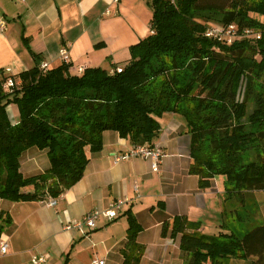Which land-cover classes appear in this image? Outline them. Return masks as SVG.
Listing matches in <instances>:
<instances>
[{
	"label": "trees",
	"instance_id": "16d2710c",
	"mask_svg": "<svg viewBox=\"0 0 264 264\" xmlns=\"http://www.w3.org/2000/svg\"><path fill=\"white\" fill-rule=\"evenodd\" d=\"M149 7L152 32L111 72H76L67 62L16 76L0 70V198L57 199L82 178L88 152L102 149L105 131L152 149L158 118L176 114L185 123L189 173L198 177L199 188L225 176L222 221L216 233L206 234L200 222L174 216L162 223L161 236L178 239L185 264H264V222L234 218L248 224L237 235L227 214L235 199L244 203L248 194L264 193V0H150ZM230 27V40L206 37L210 29ZM8 79L14 81L11 90L3 88ZM249 102L254 107L246 116ZM10 104L19 111L15 125L7 114ZM243 121L256 130L246 131ZM31 148L46 151L49 167L25 177L20 159ZM3 222L9 224L0 213V231ZM128 224L126 247L134 258L124 264H137L141 228L132 215Z\"/></svg>",
	"mask_w": 264,
	"mask_h": 264
},
{
	"label": "crops",
	"instance_id": "0c3cea01",
	"mask_svg": "<svg viewBox=\"0 0 264 264\" xmlns=\"http://www.w3.org/2000/svg\"><path fill=\"white\" fill-rule=\"evenodd\" d=\"M149 2L0 0V23L5 25L0 30V70L16 76L41 63L56 67L64 62L60 53L65 49L72 70L102 67L111 72L130 59L131 46L152 32ZM7 114L11 124L18 123L15 104L7 107ZM158 122L160 133L153 148L162 156L157 171L150 159L115 161L134 146L118 133L105 131L102 149L88 152L82 178L54 206L48 205L49 197L28 202L0 198V213L9 220L0 231V241L9 246L0 254V264H33L34 257L43 258L42 264H91L94 259L124 264L134 258L126 247L129 215L141 228L135 239L143 250L137 264H185L178 239L162 237L161 225L184 216L200 222L203 233H216L224 186L212 179L209 188L200 189L198 177L189 173V136L181 116L165 113ZM48 167L46 151L31 148L21 156L25 177ZM116 200L122 201L116 219L99 218L92 230H64L66 224L93 210H105Z\"/></svg>",
	"mask_w": 264,
	"mask_h": 264
},
{
	"label": "built area",
	"instance_id": "2783aa9c",
	"mask_svg": "<svg viewBox=\"0 0 264 264\" xmlns=\"http://www.w3.org/2000/svg\"><path fill=\"white\" fill-rule=\"evenodd\" d=\"M4 29H5L4 23H0V30H4ZM234 29H235L234 27H230L227 30L213 28L207 31L206 37L219 39V40H223V39L230 40V37L232 35L231 30H234ZM245 34L249 36H254L256 37V39L260 38L259 34L254 33L253 31H246ZM60 55H61L62 60L68 63L69 58H68L67 51L65 49L61 50ZM47 68L49 67L46 63L40 64V69L42 71H45ZM79 71L81 72L82 69H79ZM116 71L120 72L121 70L119 68H116ZM5 72L8 73L9 70H5ZM13 86H14V81L12 79H8L4 83L3 88L6 90H11ZM161 156H162V152L158 148L150 149L147 146H137V147H133L130 151L122 155L115 156L114 160L122 161V160H127V159L135 158V157L150 159L152 160V169L154 171H157V166H158L159 159L161 158ZM55 204H56V199L54 198L48 199L49 206H54ZM121 206H122V201L116 200L115 202L111 203L108 206V208L105 210H93L85 214L80 220L73 221V222L66 224L65 226H63L64 230L66 231L82 230L83 228L92 230L95 228L96 221L99 218H104L109 221L116 219L118 217V213L120 211ZM8 247L9 246L6 241H0V254L4 255L7 252ZM44 262L45 260L41 257H34L32 259L33 264H42ZM91 264H106V263L102 259H94L92 260Z\"/></svg>",
	"mask_w": 264,
	"mask_h": 264
},
{
	"label": "rangeland",
	"instance_id": "374dc122",
	"mask_svg": "<svg viewBox=\"0 0 264 264\" xmlns=\"http://www.w3.org/2000/svg\"><path fill=\"white\" fill-rule=\"evenodd\" d=\"M186 74L187 73H185V75ZM180 78L181 80L183 79L182 74H180ZM253 107H254V104L252 102H249L246 108V116L253 111ZM243 122L247 125L246 131L256 130L255 126H251L246 121H243ZM247 155L252 157L253 155L252 151H249ZM213 181L219 184L221 188H223L225 176H221V175L215 176ZM217 184H215V186L218 187ZM233 210L237 212L238 216L235 213H232ZM227 214H228V223L230 224L234 232L237 235H243L247 231V226L243 222H235V221L233 222V220L234 218L239 220L242 218V216H245V217L250 216L252 222L253 221L257 223L264 222V193L255 192L252 194H248V199L244 203H240L237 199H235L233 202L227 205ZM231 264H252V261L250 259H247L245 261H234L233 260Z\"/></svg>",
	"mask_w": 264,
	"mask_h": 264
}]
</instances>
